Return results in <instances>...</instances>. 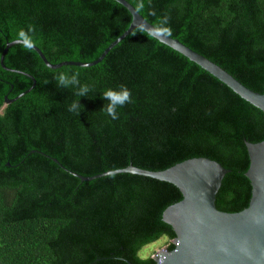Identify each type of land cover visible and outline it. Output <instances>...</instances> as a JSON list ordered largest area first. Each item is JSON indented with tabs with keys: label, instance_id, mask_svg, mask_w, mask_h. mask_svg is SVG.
I'll return each mask as SVG.
<instances>
[{
	"label": "trees",
	"instance_id": "obj_1",
	"mask_svg": "<svg viewBox=\"0 0 264 264\" xmlns=\"http://www.w3.org/2000/svg\"><path fill=\"white\" fill-rule=\"evenodd\" d=\"M144 2L149 22L168 16L172 37L264 92V0ZM132 19L116 0H0V58L7 41L31 24L50 62H91ZM133 30L91 66L50 68L19 44L6 52L5 65L36 84L6 103L33 80L0 63V264H155L140 254L144 246L166 237V249L175 248L176 232L162 218L183 198L175 184L129 172L82 180L70 170H161L204 156L230 169L218 209L249 205L245 140L264 139V111L182 53ZM62 70H78L89 96L58 87ZM121 84L133 102L113 120L102 111L101 94ZM78 99L76 115L68 108Z\"/></svg>",
	"mask_w": 264,
	"mask_h": 264
},
{
	"label": "water",
	"instance_id": "obj_2",
	"mask_svg": "<svg viewBox=\"0 0 264 264\" xmlns=\"http://www.w3.org/2000/svg\"><path fill=\"white\" fill-rule=\"evenodd\" d=\"M116 1L130 11L132 22L94 61L64 60L52 63L37 45L34 49L50 68L97 64L135 28L137 23L144 20L148 27L152 25L141 13H135L131 2ZM158 40L200 65L241 97L264 111V92L249 88L221 65L195 51L178 38L170 36ZM15 44L14 40L7 41L0 63L8 70L28 75L32 78L33 84L14 98L6 95V103H11L25 95L36 84V78L31 74L5 65V54ZM245 143L250 158L246 176L252 185V195L249 205L235 212L223 211L216 206L217 192L230 169L217 160L204 156L189 158L161 170H150L130 164L125 168L109 170L93 176H84L72 170L70 172L82 180L129 172L171 182L181 190L183 198L169 205L162 215L163 220L176 232V238L173 239L175 248L170 251L165 247L159 249L152 255L155 264H264V139L258 142L246 139ZM128 263L132 264L130 261Z\"/></svg>",
	"mask_w": 264,
	"mask_h": 264
},
{
	"label": "clouds",
	"instance_id": "obj_3",
	"mask_svg": "<svg viewBox=\"0 0 264 264\" xmlns=\"http://www.w3.org/2000/svg\"><path fill=\"white\" fill-rule=\"evenodd\" d=\"M150 3V0H149ZM133 8L135 13L140 14L145 9L144 0H134ZM150 15L155 16V10L150 12ZM35 27L33 25H28L27 29L20 28L16 33V37L14 43L19 44L22 48L31 51L37 41L34 38ZM143 34L147 36L148 39H162L164 37H170L172 34L171 28L169 26V17L163 16L158 18L157 22L148 27V24L142 20L140 23H137L134 30L133 35ZM80 72L71 71V70H62L57 72L54 79L57 83L58 87L61 88H75L76 95L81 98L85 96H89L88 93L92 91V89L87 85H82L80 83ZM102 98L107 101V103L102 108V111H105L108 116H110L113 120L119 119V113L117 109L123 108L126 104L132 103V94L128 87L124 84L119 85L118 89L108 88L102 94ZM79 99L75 100L71 103L68 110L70 112L79 115L81 112L80 109L83 107L79 104Z\"/></svg>",
	"mask_w": 264,
	"mask_h": 264
},
{
	"label": "rangeland",
	"instance_id": "obj_4",
	"mask_svg": "<svg viewBox=\"0 0 264 264\" xmlns=\"http://www.w3.org/2000/svg\"><path fill=\"white\" fill-rule=\"evenodd\" d=\"M168 239L166 237H162L157 241H154L152 243L147 244L144 246L140 254L144 257L149 256V255H154L159 249L167 246Z\"/></svg>",
	"mask_w": 264,
	"mask_h": 264
}]
</instances>
